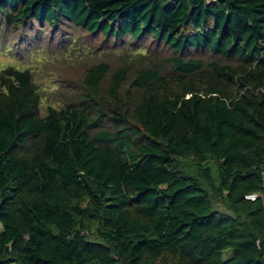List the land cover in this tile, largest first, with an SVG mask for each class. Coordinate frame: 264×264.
<instances>
[{
  "label": "trees",
  "instance_id": "16d2710c",
  "mask_svg": "<svg viewBox=\"0 0 264 264\" xmlns=\"http://www.w3.org/2000/svg\"><path fill=\"white\" fill-rule=\"evenodd\" d=\"M30 22L123 50L44 113L0 70V264H264V0H0Z\"/></svg>",
  "mask_w": 264,
  "mask_h": 264
},
{
  "label": "rangeland",
  "instance_id": "374dc122",
  "mask_svg": "<svg viewBox=\"0 0 264 264\" xmlns=\"http://www.w3.org/2000/svg\"><path fill=\"white\" fill-rule=\"evenodd\" d=\"M7 39H10L8 44ZM71 39H74L76 47L65 58L59 48L65 47ZM114 43L101 36L75 30L67 24L51 29L50 26L41 27L37 22H30L14 31L5 30L4 34L1 30L0 70L8 65L19 69L31 66L36 82L41 90H45L41 104V112L44 113L48 104L60 107L62 100L79 90L87 65L103 59L113 60L114 52L123 50L121 42ZM29 44H32V49L28 53L23 52ZM34 44H43L45 48L37 49ZM16 50L23 54L16 53Z\"/></svg>",
  "mask_w": 264,
  "mask_h": 264
},
{
  "label": "built area",
  "instance_id": "2783aa9c",
  "mask_svg": "<svg viewBox=\"0 0 264 264\" xmlns=\"http://www.w3.org/2000/svg\"><path fill=\"white\" fill-rule=\"evenodd\" d=\"M261 177H262V181H263V184H264V169L261 171ZM257 193H250V194H247L245 197L247 199H255L257 197Z\"/></svg>",
  "mask_w": 264,
  "mask_h": 264
}]
</instances>
